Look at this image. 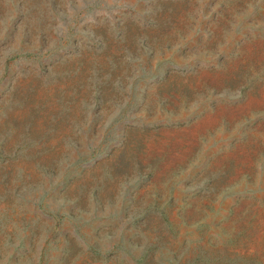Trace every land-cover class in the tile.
<instances>
[{"label":"rangeland","instance_id":"obj_1","mask_svg":"<svg viewBox=\"0 0 264 264\" xmlns=\"http://www.w3.org/2000/svg\"><path fill=\"white\" fill-rule=\"evenodd\" d=\"M171 261L264 264V0H0V264Z\"/></svg>","mask_w":264,"mask_h":264},{"label":"trees","instance_id":"obj_2","mask_svg":"<svg viewBox=\"0 0 264 264\" xmlns=\"http://www.w3.org/2000/svg\"><path fill=\"white\" fill-rule=\"evenodd\" d=\"M152 24L153 25H160V21L158 20V18L157 17H154L153 19H152ZM100 40H102V42L100 41V43H101V45L102 46H104L105 45V40L103 41V39L102 38H100ZM148 44V43H147ZM106 47V46H105ZM129 54H134L133 52H129ZM133 56V55H132ZM131 57V56H130ZM133 58V57H132ZM128 74H129V72H128ZM126 75V80H129V78L131 77V75ZM110 80L111 79V76L110 77H108L106 80ZM117 81V80H116ZM116 81H115V83H116ZM120 83V81H117V84H119ZM201 258H203V256H201ZM170 264H185V263H181V262H176V261H171V263Z\"/></svg>","mask_w":264,"mask_h":264}]
</instances>
